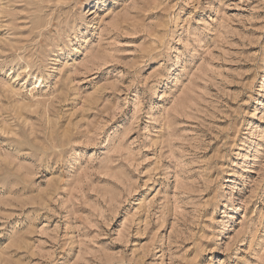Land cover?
I'll list each match as a JSON object with an SVG mask.
<instances>
[{
  "label": "rangeland",
  "instance_id": "rangeland-1",
  "mask_svg": "<svg viewBox=\"0 0 264 264\" xmlns=\"http://www.w3.org/2000/svg\"><path fill=\"white\" fill-rule=\"evenodd\" d=\"M0 264H264V0H0Z\"/></svg>",
  "mask_w": 264,
  "mask_h": 264
}]
</instances>
